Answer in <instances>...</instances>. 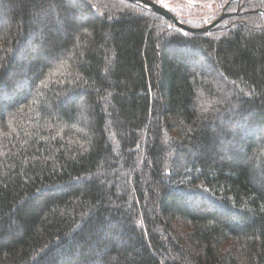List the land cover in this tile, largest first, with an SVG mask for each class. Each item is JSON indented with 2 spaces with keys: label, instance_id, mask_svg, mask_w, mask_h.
Masks as SVG:
<instances>
[{
  "label": "trees",
  "instance_id": "1",
  "mask_svg": "<svg viewBox=\"0 0 264 264\" xmlns=\"http://www.w3.org/2000/svg\"><path fill=\"white\" fill-rule=\"evenodd\" d=\"M216 3L0 0V264H264V0Z\"/></svg>",
  "mask_w": 264,
  "mask_h": 264
},
{
  "label": "rangeland",
  "instance_id": "2",
  "mask_svg": "<svg viewBox=\"0 0 264 264\" xmlns=\"http://www.w3.org/2000/svg\"><path fill=\"white\" fill-rule=\"evenodd\" d=\"M153 2L173 12L179 18L193 23L204 22V25L219 11L217 0H154Z\"/></svg>",
  "mask_w": 264,
  "mask_h": 264
},
{
  "label": "water",
  "instance_id": "3",
  "mask_svg": "<svg viewBox=\"0 0 264 264\" xmlns=\"http://www.w3.org/2000/svg\"><path fill=\"white\" fill-rule=\"evenodd\" d=\"M128 1L143 4L146 7H148L151 11H153V12L163 16L164 18L170 20L176 26H178V27H180L186 31L193 32V33L209 31L211 27H213L215 24L220 22L223 18H225L228 15L227 13H225L224 8H223L221 14L217 18L208 22L204 26L194 28V27H190V26L186 25L181 20H179L171 11L167 10L166 8L162 7L161 5L155 3L151 0H128Z\"/></svg>",
  "mask_w": 264,
  "mask_h": 264
}]
</instances>
